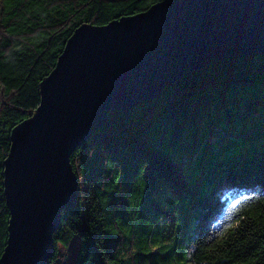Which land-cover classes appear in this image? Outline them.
<instances>
[{
  "label": "trees",
  "instance_id": "16d2710c",
  "mask_svg": "<svg viewBox=\"0 0 264 264\" xmlns=\"http://www.w3.org/2000/svg\"><path fill=\"white\" fill-rule=\"evenodd\" d=\"M160 1L0 0V256L3 162L40 82L79 27ZM70 163L77 197L46 264L74 239L73 264H264V53L212 61L131 111H109Z\"/></svg>",
  "mask_w": 264,
  "mask_h": 264
},
{
  "label": "water",
  "instance_id": "95a60500",
  "mask_svg": "<svg viewBox=\"0 0 264 264\" xmlns=\"http://www.w3.org/2000/svg\"><path fill=\"white\" fill-rule=\"evenodd\" d=\"M264 53V0H163L105 26H81L39 84L34 116L10 132L9 210L0 264H46L78 176L73 150L111 110L131 111L212 61Z\"/></svg>",
  "mask_w": 264,
  "mask_h": 264
},
{
  "label": "rangeland",
  "instance_id": "374dc122",
  "mask_svg": "<svg viewBox=\"0 0 264 264\" xmlns=\"http://www.w3.org/2000/svg\"><path fill=\"white\" fill-rule=\"evenodd\" d=\"M221 191H225V186L221 188ZM78 240L74 239L72 240L67 247H64L62 245H57L56 248V257L57 261L60 264H73L77 250H78ZM135 248L126 249L125 255L126 257L130 256L134 252ZM145 264V263H140ZM147 264H154L152 262H149Z\"/></svg>",
  "mask_w": 264,
  "mask_h": 264
}]
</instances>
